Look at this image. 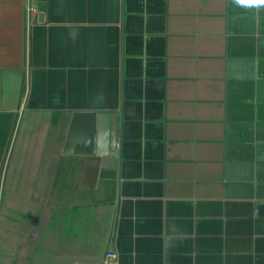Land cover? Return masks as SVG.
<instances>
[{"label":"crops","instance_id":"crops-1","mask_svg":"<svg viewBox=\"0 0 264 264\" xmlns=\"http://www.w3.org/2000/svg\"><path fill=\"white\" fill-rule=\"evenodd\" d=\"M88 112L118 117L104 177L78 152ZM109 251L264 264L256 0H0V264Z\"/></svg>","mask_w":264,"mask_h":264},{"label":"water","instance_id":"water-1","mask_svg":"<svg viewBox=\"0 0 264 264\" xmlns=\"http://www.w3.org/2000/svg\"><path fill=\"white\" fill-rule=\"evenodd\" d=\"M86 132L79 154L86 157V170L97 177L114 172L118 156V117L115 114L85 113Z\"/></svg>","mask_w":264,"mask_h":264},{"label":"built area","instance_id":"built-area-1","mask_svg":"<svg viewBox=\"0 0 264 264\" xmlns=\"http://www.w3.org/2000/svg\"><path fill=\"white\" fill-rule=\"evenodd\" d=\"M37 11V5L34 3H29L27 7V14L29 17L33 16ZM118 257V254L114 251L107 252L105 256V262L106 264H113L116 262V259Z\"/></svg>","mask_w":264,"mask_h":264},{"label":"clouds","instance_id":"clouds-1","mask_svg":"<svg viewBox=\"0 0 264 264\" xmlns=\"http://www.w3.org/2000/svg\"><path fill=\"white\" fill-rule=\"evenodd\" d=\"M238 2H239V0H238ZM256 2H257L258 4L264 5V0H256Z\"/></svg>","mask_w":264,"mask_h":264}]
</instances>
